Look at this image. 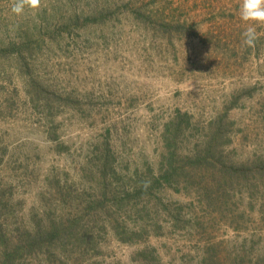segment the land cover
<instances>
[{"label":"rangeland","instance_id":"374dc122","mask_svg":"<svg viewBox=\"0 0 264 264\" xmlns=\"http://www.w3.org/2000/svg\"><path fill=\"white\" fill-rule=\"evenodd\" d=\"M262 174L264 0H0V264H264Z\"/></svg>","mask_w":264,"mask_h":264},{"label":"trees","instance_id":"16d2710c","mask_svg":"<svg viewBox=\"0 0 264 264\" xmlns=\"http://www.w3.org/2000/svg\"><path fill=\"white\" fill-rule=\"evenodd\" d=\"M210 149L211 146H205L201 150H195L194 154L192 153L190 156H183L186 158H182V160H187L186 162H183V164H178L177 161V167H173L172 163L174 162V157H176V154L173 152L171 153L170 157V164L167 172L164 173L163 177L160 179L166 183H169V180L175 176L179 179L181 175L186 177L184 175V172L186 168H190L191 171L200 172L202 175H207V184H210L212 186L210 194L212 195H219L218 197L215 196V198H219L223 192V186H227L229 182H231L233 179L237 178V175L240 177L242 174V171H244L245 166H232V165H222V162H220L219 159H215L214 161L210 160V157H216L214 154L210 155ZM193 157V158H190ZM178 159V157H176ZM180 160V159H178ZM215 162V163H214ZM217 165V169L215 168ZM262 174L261 176H263ZM245 176V175H244ZM182 177V178H184ZM187 178V177H186ZM264 178V177H263ZM260 177V182H262ZM153 186V183L152 185ZM143 189H145V186H142ZM141 190H136L134 193L138 194ZM54 233V232H53ZM45 239V238H44Z\"/></svg>","mask_w":264,"mask_h":264}]
</instances>
